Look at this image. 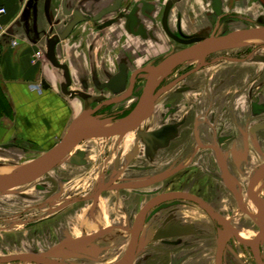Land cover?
I'll return each mask as SVG.
<instances>
[{
    "label": "flooded vegetation",
    "instance_id": "af4514ba",
    "mask_svg": "<svg viewBox=\"0 0 264 264\" xmlns=\"http://www.w3.org/2000/svg\"><path fill=\"white\" fill-rule=\"evenodd\" d=\"M139 1L60 0V17L52 28L62 25L63 32L80 19L68 38L73 34L78 35V40L88 36L89 32L79 29L86 24L96 30L102 26L96 32L113 29L116 34H124V30L136 25ZM150 1L149 4L160 3L163 7L159 23L153 25H159L165 33L163 41L155 39L152 32H148V38L154 39L151 47L165 53L135 72L128 71V63L123 61L118 64L117 73L104 82L98 83L93 74L92 89L101 85V93L108 91L111 96L103 97L92 90L79 96L77 82L82 87L89 86L83 78L80 80L83 69L76 80L69 63L58 55L67 38L56 47V56L69 68L72 80L70 94L66 95V76L60 70L61 96L79 98L82 110L88 101L95 110L94 116L120 122L141 98L148 80V75L141 72L143 69L186 48V41L194 37L218 35L226 22L264 23V0H230L227 5L223 0H210L202 29L189 36L182 30L181 21L176 29L170 28L169 16L177 0ZM33 3L34 0H28L27 6ZM116 5V10L105 13ZM47 34L45 44L52 37L50 32ZM92 38L96 40V36ZM165 41L167 45L162 46ZM259 50L250 51L244 58L216 57L223 52L216 53L207 58L202 68L194 71L198 65L192 66L174 76L182 66L176 68L159 83L156 94L194 72L158 95L152 116L136 131L124 135L136 134L132 147L128 141L109 143L103 152L105 147L88 142L80 149L82 153L72 155L38 180V189L26 197L25 206H17L18 210L0 206V213L17 211L11 216L0 215V224L8 222L11 229L0 237V259L32 254L68 264L63 256L86 254V250L93 249L120 262L133 241L139 215L156 201L146 212L131 264H264V175L257 177L264 166V73L258 74L256 65L250 64ZM122 73L126 75L124 84ZM257 74L262 77L258 83ZM43 82L49 88L45 89L42 83L41 92L50 91L52 85L47 80ZM180 87L184 91L178 93ZM130 101L133 103L128 105ZM156 114L154 124L145 126ZM145 132L152 134V141L146 140ZM10 147L6 144V149ZM237 193L245 199L238 200ZM249 195L257 208L258 224L248 216L247 221L236 225L230 213L247 212L240 202ZM165 196L178 197L158 201ZM194 210L199 217L194 216ZM151 220L156 232L144 245ZM22 224L24 229H19ZM247 231L254 232L253 238ZM109 234L114 237H108ZM22 263L37 264H5Z\"/></svg>",
    "mask_w": 264,
    "mask_h": 264
},
{
    "label": "crops",
    "instance_id": "0c3cea01",
    "mask_svg": "<svg viewBox=\"0 0 264 264\" xmlns=\"http://www.w3.org/2000/svg\"><path fill=\"white\" fill-rule=\"evenodd\" d=\"M229 1L221 2L227 5ZM210 4V0H177L170 12V28L176 29L181 21L186 34L196 35L202 29L201 23L206 22ZM27 5L28 0H0V7L7 9V14L0 19V88L10 106V112L0 115V156L8 159L39 146L50 148L82 108L79 98L61 96L62 74L46 58L47 33L53 36L62 32V25L52 28L60 17V0H34L33 5ZM150 5L148 18L141 19L142 27L163 41L165 32L159 25H153L159 23L163 7L160 3ZM75 37L73 34L61 44L62 52L58 55L69 63L77 80L80 69L90 70L96 58L87 48V41L93 42L92 36L81 40ZM152 42L148 44L153 45ZM44 80L52 85L50 91L41 92ZM6 144L11 147L6 149Z\"/></svg>",
    "mask_w": 264,
    "mask_h": 264
},
{
    "label": "rangeland",
    "instance_id": "374dc122",
    "mask_svg": "<svg viewBox=\"0 0 264 264\" xmlns=\"http://www.w3.org/2000/svg\"><path fill=\"white\" fill-rule=\"evenodd\" d=\"M138 5V17H136L135 20V26L134 29H131L130 27L127 30H124V34L121 33H115L113 29H107L104 32H96L99 31L101 27H98L97 30L94 28H91L88 24L80 26V30H86V32H89L88 36L92 35L93 37L96 36V40L93 39L92 41H87V48L90 53H92L93 58H96L94 60L93 65L91 66L90 70H82L83 76H81L80 80L83 78L89 86L86 87L83 85V87L80 85L79 82H77L76 87L78 88L76 91L78 95L80 96L82 93L81 92H86V91H93L94 94H102L103 97H109L111 94L108 91H105L104 93H101V85L97 87V89L93 88L91 79L93 78L92 75L95 74L96 78H98V83L107 81L108 77L115 75L117 73L119 67L118 64L126 61L128 63V71L130 72H135L137 69H140L141 67H144L146 65L154 63L155 60H157L158 57L162 56L163 53L161 50H159L156 47H151L149 45V42H152L151 39H149L147 36L148 32L146 33L142 27V22L141 19L143 16L147 15V12H150L151 5L149 2L146 0H140ZM138 25V26H137ZM258 26H264V23H255V22H235V21H229L224 23V26L222 27L221 31L219 32V35H227L231 32L240 30V29H245V28H252V27H258ZM155 27H153L152 30H154ZM151 30V31H152ZM119 32V31H118ZM151 33V32H149ZM87 36V37H88ZM86 37V38H87ZM76 39H79L78 35L75 37ZM205 37H194L191 40L186 41V45L189 47L190 45L194 44L197 40L203 39ZM81 39V38H80ZM134 40V41H133ZM135 40L138 42V45L136 44ZM186 46V48H187ZM260 48V50L252 57L250 60V64L253 66L256 65L258 74L259 73H264V64H260L263 60L261 58H264V42L260 43H254L253 45L241 49H234L230 51H224L221 54H218V56H227V57H232V58H244L247 56V54L250 53V51ZM185 49V48H182ZM181 49V50H182ZM179 51V50H177ZM174 51V52H177ZM96 56V57H95ZM167 56V55H166ZM163 58V57H162ZM161 58V59H162ZM162 61V60H161ZM159 63V62H158ZM157 63V64H158ZM156 64V65H157ZM199 62H190L187 64H183L182 67L175 73L174 76H177L180 73L185 72L192 66L198 65ZM248 66V65H247ZM245 66V67H247ZM249 67V66H248ZM96 68V69H95ZM96 70V73H95ZM263 70V71H261ZM257 74V83L260 81L261 76H258ZM264 75V74H263ZM147 78V77H146ZM90 82V83H89ZM144 86V85H143ZM178 93L180 91H184V88L180 87L176 90ZM99 97H95L97 100ZM136 99V98H134ZM133 99V100H134ZM132 100V101H133ZM132 101L128 102V105L133 103ZM0 109L4 113L10 112V106L8 102V98L5 94V92L0 88ZM0 111V112H1ZM82 108L79 111V114L82 112ZM157 114L155 115L154 118L151 120H148L145 122L146 125H153L154 120L156 119ZM117 123V122H116ZM148 131V130H146ZM67 130L63 133L59 134L58 139H56L54 142L51 143L50 148H52L54 145H56L65 135ZM146 133V132H145ZM151 133H146L145 138H148L146 140L152 141L151 138ZM126 141L131 143V147L135 142L137 141V136L136 134H130L127 136H116L112 138H98V139H89L86 141H83L76 145V147L70 151L67 155L68 157H72V155L79 153L80 149H82L83 145L87 144L90 142L91 144H100L102 147L103 152H105V149L107 146H109V143H115V144H123ZM35 146V145H34ZM90 146V145H89ZM129 146V147H130ZM91 147V146H90ZM130 147V148H131ZM50 148L48 147H41L39 146L36 149H32L30 151H20L18 155L14 158H5L0 156V174L4 175L7 173H14V171L18 170L19 168L24 167L26 164L36 160L37 158L41 157L44 153H46ZM82 153V152H80ZM263 161L258 163L259 165L262 164ZM258 165V166H259ZM253 174V172H252ZM40 181L35 182L34 184L30 186H23L21 188L15 189L13 191H10L8 193H0V206L5 207V209L9 210V207H16L22 208V206H25L26 202L25 199L26 197L30 194L33 193L35 194L37 191V187ZM27 194V195H26ZM236 196L238 197V200H241L242 198L245 199V196H241L240 193H237ZM264 196V192H263ZM28 203V202H27ZM245 203V204H243ZM241 207L243 208L244 211L247 212H240L238 210H234V212L230 213V218L236 225H240V223L247 221L248 216H252L253 220L255 221L256 224H258V220L256 219L257 215V208L252 200L251 195L248 196L246 201H241L240 202ZM243 204V205H242ZM222 205H226V202H222ZM18 206V208H17ZM183 212V209H180ZM17 211L13 210L8 213L1 212V216H11ZM196 213V214H195ZM201 214V213H200ZM194 216L199 217V212L194 210ZM202 217H205V214H202ZM152 219V218H151ZM7 223H1L0 224V237L2 235H6L8 232L11 231L9 229L10 224L7 225ZM7 225V226H6ZM25 225L22 224L18 228L19 229H24ZM195 227V226H194ZM200 227L199 225L196 226V228ZM9 229V230H8ZM8 230V231H6ZM156 232V227L154 226L152 220L150 221L147 232L144 235L143 239V244L146 245L148 244V241H145L147 239L153 238ZM250 238H253L254 232L252 231H247L245 232ZM75 251V250H74ZM86 254H78L76 253L75 256H63L59 255V257H62L63 260L68 263V264H117L119 263L118 261H112L111 255L110 254H101L97 250H86ZM25 264V263H22Z\"/></svg>",
    "mask_w": 264,
    "mask_h": 264
},
{
    "label": "water",
    "instance_id": "95a60500",
    "mask_svg": "<svg viewBox=\"0 0 264 264\" xmlns=\"http://www.w3.org/2000/svg\"><path fill=\"white\" fill-rule=\"evenodd\" d=\"M118 7L119 5H116L115 8L105 13L112 12ZM80 21V19L73 21L62 33L50 37L46 44L47 60L54 68L62 70L65 73L67 84L64 86L63 92L66 95L70 94L68 88L71 86L72 80L69 68L61 64L56 56V47L60 42L68 38L74 26ZM260 42H264V26L240 29L227 35L218 36L212 34L211 36L197 40L194 44L185 49L166 56L158 65L143 69L141 72L148 75V80L141 98L129 116L120 122L112 123L110 119H102L101 117L94 116L95 110L91 109L90 102L87 101L84 110L71 122L67 132L56 145L50 148L41 157L14 171V173L0 174V193H8L37 182L54 168L65 163L68 158H70L67 154L83 141L96 138L124 136L127 133L136 131L145 120L152 116L158 95L168 91L189 74L205 66L209 56L228 50L249 47L254 43ZM261 60L264 61V58H261ZM190 62H199L198 67L179 80L163 87L159 93L156 94L157 86L165 77L170 75L176 68ZM120 77L122 79L121 84H124L126 75L122 73ZM43 85L45 89L49 88L44 82ZM262 175H264V166L258 172L257 177L259 178ZM175 197L177 198L178 196H165L158 199V201L169 200ZM155 202L156 201H152L147 205L139 215L134 229V238L130 244L129 250L125 257L117 264H131L134 260L138 234L142 228L141 226L144 222L147 210L151 208ZM200 204L203 208H206L204 204ZM211 216L216 218L213 214H211ZM14 261L37 264H62L47 260L44 256L32 254H23L0 259V264Z\"/></svg>",
    "mask_w": 264,
    "mask_h": 264
},
{
    "label": "built area",
    "instance_id": "2783aa9c",
    "mask_svg": "<svg viewBox=\"0 0 264 264\" xmlns=\"http://www.w3.org/2000/svg\"><path fill=\"white\" fill-rule=\"evenodd\" d=\"M7 14V9L5 7H0V19Z\"/></svg>",
    "mask_w": 264,
    "mask_h": 264
},
{
    "label": "trees",
    "instance_id": "16d2710c",
    "mask_svg": "<svg viewBox=\"0 0 264 264\" xmlns=\"http://www.w3.org/2000/svg\"><path fill=\"white\" fill-rule=\"evenodd\" d=\"M0 106H1V105H0ZM0 111H1V109H0ZM2 113H4V111H3V112L1 111V112H0V115H1Z\"/></svg>",
    "mask_w": 264,
    "mask_h": 264
}]
</instances>
